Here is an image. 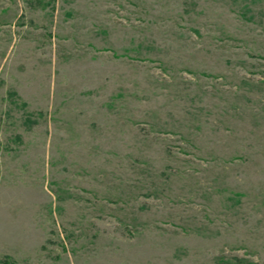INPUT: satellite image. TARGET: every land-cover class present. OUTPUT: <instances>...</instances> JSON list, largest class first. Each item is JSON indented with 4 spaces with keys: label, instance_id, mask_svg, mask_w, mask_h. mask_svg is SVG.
<instances>
[{
    "label": "rangeland",
    "instance_id": "374dc122",
    "mask_svg": "<svg viewBox=\"0 0 264 264\" xmlns=\"http://www.w3.org/2000/svg\"><path fill=\"white\" fill-rule=\"evenodd\" d=\"M0 264H264V0H0Z\"/></svg>",
    "mask_w": 264,
    "mask_h": 264
}]
</instances>
